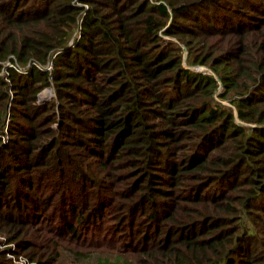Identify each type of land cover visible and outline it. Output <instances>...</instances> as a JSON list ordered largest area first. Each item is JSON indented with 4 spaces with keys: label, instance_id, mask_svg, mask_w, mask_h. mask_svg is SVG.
<instances>
[{
    "label": "trees",
    "instance_id": "16d2710c",
    "mask_svg": "<svg viewBox=\"0 0 264 264\" xmlns=\"http://www.w3.org/2000/svg\"><path fill=\"white\" fill-rule=\"evenodd\" d=\"M0 236L33 264H264V0H0Z\"/></svg>",
    "mask_w": 264,
    "mask_h": 264
},
{
    "label": "rangeland",
    "instance_id": "374dc122",
    "mask_svg": "<svg viewBox=\"0 0 264 264\" xmlns=\"http://www.w3.org/2000/svg\"><path fill=\"white\" fill-rule=\"evenodd\" d=\"M192 67H195V66H192ZM203 71L204 72H208V70H206V69H204ZM219 89H221V88H219ZM45 90H49V89H45ZM45 90H43L41 92V96H40V100L41 101L52 96V93H51V95H49L47 97L46 96L47 95V92ZM223 103L228 104L226 101H223ZM11 243L14 244V245H10V247H9L8 244H10V243H8L4 237L0 236V249L1 250H4L5 255H6V258L9 259V260H11L12 262L14 261L13 260L14 254L13 253H9L12 250V252H14L16 255H22L27 260V257L26 256H24L22 253H19L18 252V249H17V246L15 245V243L14 242H11ZM15 261H16V259H15ZM13 263H16V262H13Z\"/></svg>",
    "mask_w": 264,
    "mask_h": 264
},
{
    "label": "built area",
    "instance_id": "2783aa9c",
    "mask_svg": "<svg viewBox=\"0 0 264 264\" xmlns=\"http://www.w3.org/2000/svg\"><path fill=\"white\" fill-rule=\"evenodd\" d=\"M85 7H86V5H84ZM79 33L78 32H75V37H79ZM70 44L72 43V41H70L69 42ZM52 67H53V62L52 61H49V62H47V64L44 66V69H46V70H48V71H50L51 69H52ZM46 92H47V97L49 96V95H51V93H52V90L51 89H49V90H45ZM49 92V93H48ZM10 245H14V244H12V243H10V244H8V246L10 247ZM9 253H13L14 254V258H13V262H16L15 264H33V263H31V262H29L28 260H26L22 255H16L14 252H12V250L9 252ZM7 254V253H6ZM8 255V254H7ZM11 258V257H10ZM15 259H16V261H15Z\"/></svg>",
    "mask_w": 264,
    "mask_h": 264
},
{
    "label": "water",
    "instance_id": "95a60500",
    "mask_svg": "<svg viewBox=\"0 0 264 264\" xmlns=\"http://www.w3.org/2000/svg\"><path fill=\"white\" fill-rule=\"evenodd\" d=\"M193 70H197V71H203L204 69L208 70L205 66H195V67H191ZM217 80H219V78H217ZM221 85V84H220Z\"/></svg>",
    "mask_w": 264,
    "mask_h": 264
},
{
    "label": "bare ground",
    "instance_id": "6f19581e",
    "mask_svg": "<svg viewBox=\"0 0 264 264\" xmlns=\"http://www.w3.org/2000/svg\"><path fill=\"white\" fill-rule=\"evenodd\" d=\"M49 93V92H48Z\"/></svg>",
    "mask_w": 264,
    "mask_h": 264
}]
</instances>
